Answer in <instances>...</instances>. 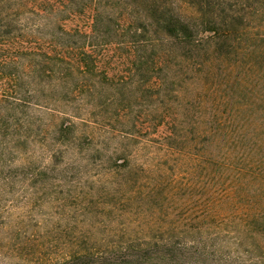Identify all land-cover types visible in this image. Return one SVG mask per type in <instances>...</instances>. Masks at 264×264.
Segmentation results:
<instances>
[{
	"label": "trees",
	"instance_id": "obj_1",
	"mask_svg": "<svg viewBox=\"0 0 264 264\" xmlns=\"http://www.w3.org/2000/svg\"><path fill=\"white\" fill-rule=\"evenodd\" d=\"M0 180L9 264H264V0H0Z\"/></svg>",
	"mask_w": 264,
	"mask_h": 264
},
{
	"label": "rangeland",
	"instance_id": "obj_2",
	"mask_svg": "<svg viewBox=\"0 0 264 264\" xmlns=\"http://www.w3.org/2000/svg\"><path fill=\"white\" fill-rule=\"evenodd\" d=\"M29 149H31L30 153L33 160L36 162V164H39L40 167L48 166L53 161V156L49 151L45 149L42 150L37 145H31ZM69 156L70 153L64 154V160H69ZM71 157H74V155ZM23 164L25 163L20 157V159L15 160L12 165L19 166ZM7 175L8 173H6V176ZM1 181L2 180H0V185L2 184ZM24 184L25 183L23 181H16L13 195L3 194L0 191V196L3 195V197H5V199H2L0 202V221H2V223L0 224V241H2V243L5 241H9L11 237V232L15 229V227L19 224L20 221L21 223H33L37 221L39 224H41L38 225L37 228L40 232H43L45 228H51L53 223L59 222L61 225H65L66 223V221L62 220L54 213V201H50L49 203H47L46 201H41L39 205L33 209H31L29 203H24L23 201H21V199L19 198L21 195H23V193L25 195L28 194V197L30 195L29 190ZM17 200H20V202ZM45 219H49V221L46 222ZM79 219H81V216H77L75 221H78ZM10 228H12V230L8 231ZM14 260L16 259H10V256L2 257L0 253V262L2 263L9 264L10 261Z\"/></svg>",
	"mask_w": 264,
	"mask_h": 264
}]
</instances>
